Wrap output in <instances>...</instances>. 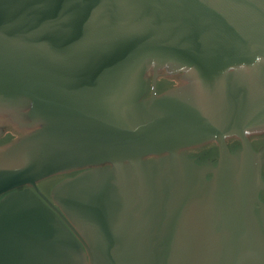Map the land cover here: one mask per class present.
Segmentation results:
<instances>
[{
  "label": "water",
  "instance_id": "obj_1",
  "mask_svg": "<svg viewBox=\"0 0 264 264\" xmlns=\"http://www.w3.org/2000/svg\"><path fill=\"white\" fill-rule=\"evenodd\" d=\"M4 124L0 264H264V0H0Z\"/></svg>",
  "mask_w": 264,
  "mask_h": 264
},
{
  "label": "flooded vegetation",
  "instance_id": "obj_2",
  "mask_svg": "<svg viewBox=\"0 0 264 264\" xmlns=\"http://www.w3.org/2000/svg\"><path fill=\"white\" fill-rule=\"evenodd\" d=\"M147 76L149 78V92L147 96H149L151 92L152 74L149 73L147 74ZM181 83L182 81L177 75L168 76L165 75L164 72H162L156 80L155 93L159 95L165 92L166 90L180 85ZM3 126V129L0 131V147L26 134V131L19 130L12 124H4ZM249 141L252 149L256 153L261 152L264 157V132L251 134L249 136ZM226 143L230 151L237 150L241 147L239 140L235 138L227 139ZM182 152L190 156L191 158H194L198 164H216L218 158V147L213 142L197 147L188 148L183 150ZM79 172L80 171H73L55 175L53 177L38 182L37 187L43 193V195H45L49 200H51V189L60 181L66 178L74 177ZM261 177L264 182V165L262 166ZM259 201L264 204V191H261L259 193Z\"/></svg>",
  "mask_w": 264,
  "mask_h": 264
}]
</instances>
